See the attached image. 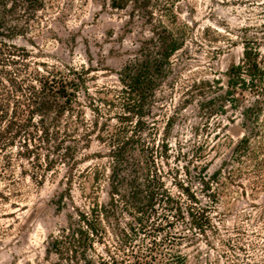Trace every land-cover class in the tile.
I'll list each match as a JSON object with an SVG mask.
<instances>
[{
	"label": "trees",
	"instance_id": "trees-1",
	"mask_svg": "<svg viewBox=\"0 0 264 264\" xmlns=\"http://www.w3.org/2000/svg\"><path fill=\"white\" fill-rule=\"evenodd\" d=\"M100 1L105 9L125 14L129 24L140 22L145 29L139 55L116 73L118 87L91 88V68L40 61L43 57L17 43L44 27L50 12L59 8L55 0H0V184L16 190L10 194H18L23 178L43 187L49 177L55 179L65 169L68 192L54 204L64 214L70 201L73 212L48 236L47 251L57 258L53 264H187L183 247L200 239L211 246L210 236L219 234L214 223L219 187L232 174L223 169L209 175L207 165L194 177L186 171L185 181L180 172L164 169L172 149L154 108L174 57L194 35L179 18L178 8L185 0ZM223 30L234 35L228 27ZM209 31L203 45L225 38L218 30ZM250 31L249 27L239 30L243 34L239 63L225 73H213L212 79L184 83V111L197 105L200 118L214 131L216 144L228 139L222 133L228 124L220 119L231 113L228 122L241 121L249 132L236 144L235 160L250 157L256 170L263 172L264 145H252L264 138L260 52L264 24L253 36ZM224 42L239 47L232 39ZM213 49L215 59L225 54L220 47ZM246 95L254 98L249 106ZM172 121L169 117L166 124L169 133ZM95 145L107 152L88 153ZM167 176L172 177L176 192ZM192 180L201 185V195ZM76 186L89 203L87 211L75 205ZM105 186L107 201L102 202L99 195ZM7 198L0 193V201L9 203Z\"/></svg>",
	"mask_w": 264,
	"mask_h": 264
},
{
	"label": "rangeland",
	"instance_id": "rangeland-1",
	"mask_svg": "<svg viewBox=\"0 0 264 264\" xmlns=\"http://www.w3.org/2000/svg\"><path fill=\"white\" fill-rule=\"evenodd\" d=\"M55 2L59 8L50 12L52 16L44 27L18 39L17 43L33 55L43 57L40 61L91 68L94 70L91 88L118 87L116 73L139 55L140 41L146 36L142 24H129L125 14L105 9L100 0ZM178 14L181 22L192 27L194 35L186 48L174 57L172 72L158 92L159 103L154 108V114L160 117V130L168 134L166 139L172 149L171 160L164 169L174 174L180 172L185 181H188L186 171L194 177L207 165L210 166L209 175L223 169L232 174V179H223L225 185L219 187L214 218L219 234L210 236L211 246L200 239L198 244L186 245L181 250L187 257V264H264V169L258 172L250 157H244L241 162L235 160L234 148L245 132L241 121L229 123L227 118H232L231 113L221 118L220 122L224 119V124H228L222 131L228 139L216 144L214 131L200 118L197 105L184 111L187 104L186 88H183L187 80L191 83L193 79H212L213 73H225L231 64L240 62L243 34L239 30L249 27L253 36L264 24V0H185L179 5ZM224 27L234 35H229ZM207 29L210 34L218 30L225 38H220L217 44L203 45ZM227 39H232L239 47L228 45L224 42ZM216 47L224 49L225 54L215 59L212 52ZM260 47L264 62V41ZM253 100L246 95L247 106ZM169 117L174 125L170 133L166 129ZM241 118L238 115V119ZM259 145H264V138L253 141V147ZM106 152L104 147L95 145L88 153ZM263 155L264 152L260 153L264 161ZM19 173L17 169V175ZM64 174L65 169L55 179L49 177L43 187L23 178L17 188L18 194H10L16 190H7L0 184V193L7 195L9 202L0 201V264H53L57 261L47 251L48 236L60 225H65L66 214L73 212L70 201H67L68 209L64 214H60L54 204L60 194L68 192ZM172 181V177L167 176L173 189ZM192 181L201 195V185ZM107 191L105 186L99 195L102 202L107 201ZM72 196L76 207L88 210L89 203L77 186Z\"/></svg>",
	"mask_w": 264,
	"mask_h": 264
}]
</instances>
